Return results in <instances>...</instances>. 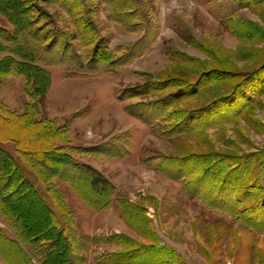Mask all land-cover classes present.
<instances>
[{
	"label": "rangeland",
	"instance_id": "374dc122",
	"mask_svg": "<svg viewBox=\"0 0 264 264\" xmlns=\"http://www.w3.org/2000/svg\"><path fill=\"white\" fill-rule=\"evenodd\" d=\"M74 1L26 0L35 17L30 27L39 31L40 26L41 36L57 19L72 31L74 18L64 2ZM140 1L148 22L135 30L129 27L139 19L121 24L115 19L114 3L84 1L87 19L115 57L135 46V57L128 63L112 72L103 67L84 75H69L65 66L44 65L51 83L36 101L38 117L56 118L68 128L67 152L78 163L61 170L76 182L56 180L74 221L77 249L71 264H172L177 254V264L179 258L181 264H264V227L253 228L231 212V207L251 209L263 192H254L240 206L235 200L245 188L229 193V186H221L222 177L239 162L237 157L264 150V1ZM70 42L82 52L92 47L84 48L80 40ZM24 44L41 48L45 42L25 39L0 8V48L25 52ZM9 50L0 51V100L20 113L31 100L25 93V76L11 73L18 56ZM171 80L176 83L173 88L129 96L136 85L151 83V88L157 81ZM198 82L196 96L178 103L172 97L175 104L151 107L166 93L182 85L190 91L191 83ZM216 99L215 105L204 108ZM127 105L153 115L150 123L132 115ZM194 108L199 109L193 117L200 124L214 117L218 123L180 131L194 122L185 119ZM228 114L234 115L219 122ZM8 126L25 150L44 147L50 137L25 121ZM4 146L14 154L13 143ZM213 152L225 158L208 168ZM192 153L196 156L172 160ZM81 163L97 168L109 185L93 186L77 169ZM260 180L264 185V176ZM19 210L30 223H40L34 207ZM259 211L245 215L262 223L264 212ZM0 229L12 233L1 216ZM149 246L163 247L164 252ZM3 252L10 264H23L15 246H3ZM5 262L0 253V264Z\"/></svg>",
	"mask_w": 264,
	"mask_h": 264
},
{
	"label": "trees",
	"instance_id": "16d2710c",
	"mask_svg": "<svg viewBox=\"0 0 264 264\" xmlns=\"http://www.w3.org/2000/svg\"><path fill=\"white\" fill-rule=\"evenodd\" d=\"M84 1L76 0L71 4L64 2L66 5L64 9L71 18H74L72 22L74 29L72 31L68 27H65L62 20L53 19L51 22L52 26L50 25L51 29L47 30L46 34L42 33L40 36L37 34L40 30H43L40 26L39 28L36 27L39 31L30 27L35 24V17L31 16L30 12L32 8L29 6L30 3H27L26 0H0L1 10L13 21L17 29L23 32L25 39H29V42L38 41L39 39L45 42L44 45H40L41 48H38L36 45L29 44L31 45L30 47L24 44L23 46L26 47L25 52L0 48V51L9 50L18 56V59L13 60V63H11V73L16 72L25 76V93L31 100L26 102L25 111L20 113L12 110L5 102L0 100V216L12 230V233H8L6 230L0 229V253L6 261L5 264H10L7 254L3 252V246L7 247V245L17 248L23 264H31V260H35L39 264H71L75 255L74 250L77 249L73 233V217L64 202L62 189L56 184L57 179L67 181H74L76 179H72L67 173L62 172L71 165L75 166L76 164L78 166V163L73 162L67 152L68 128L65 125L57 124L56 118L38 117L36 109V101L47 93L51 83L49 72L45 66H65L69 69V75H75L74 73L84 75L87 73L93 74L96 71L99 72L98 70L103 69V67L108 70L107 72H112L135 57V46L127 50L122 56L120 55V57L114 56L107 44L106 38L99 35L93 23L87 19L86 16L88 14L85 9L88 7L84 6ZM104 1L109 2V4L114 3L113 6L117 11V18L115 19L121 24L126 25L129 22L128 20L139 19L138 23H134V26L129 27L130 30H135V26L148 22L144 15V6L142 5L143 9H140L142 7L139 6L140 0ZM262 1L264 0H253L252 2ZM2 5L5 7H2ZM138 8L140 10L139 13H137ZM69 32L72 35H69ZM70 40H80L84 48L89 45H92V47L82 52L78 48L75 49ZM41 52L46 53V55L41 54ZM0 74L2 75V72ZM153 81L150 80V82ZM157 82L156 86H152L151 88H147V84L151 83L131 87L129 89V96H139L176 86L174 80ZM200 85L201 82H198V84L191 83V86L188 85L191 87L190 91L188 87L184 89L185 87L182 85L181 89H175L166 93L158 101H153L150 105L154 107V104L157 105L158 103L166 102L169 104L170 102L175 104V102L178 103L186 100L197 95L196 93ZM172 97L176 98L174 99L175 102L170 100ZM217 101L218 99L212 101L204 108L215 105ZM130 106L127 105L126 109L132 115L150 123L153 115H146L145 111L142 110L136 112ZM166 108L167 106L160 110L165 111ZM194 109H191L185 115L186 120L193 118L194 122L188 126L181 127L182 130L180 131H192L195 128L201 127V125L207 124L209 126L218 123L216 120L218 117H214L209 119V121L206 120V123L200 124L193 117V113L198 112L199 109ZM233 115H222V120L219 122L228 120ZM20 121H25L31 127L34 126L48 131L50 137L47 140V144L35 150H25L22 145V139L13 134L8 126ZM6 143H13L14 154L4 146ZM41 151L44 152L42 157H39ZM209 154H212L211 156H213L214 161L207 166L208 168L217 166L219 164L217 160L225 158L217 152ZM190 156H196V153H192L186 157H175L172 160L182 161ZM229 158L235 157L231 156ZM237 158H239V162L229 169L226 175L220 174V177L224 175L221 186H229V193H234L238 186L239 188H245L235 200L237 204H241L240 206H242L244 201L247 202L251 199L254 192L261 191L263 194L261 193L262 198L260 201L251 205V209L238 206L236 208L231 207L232 211L231 208L230 211L238 219L249 221V224L253 228H257L258 226L264 227V219L261 220L262 223H258L253 221L252 217H248L247 214L245 215L246 211H250L251 214H257V210H262V213L264 212V185L260 180V177L264 176V150L252 152ZM80 166L81 168L77 167V169H79V172L84 177L89 179V182L93 186L104 188L109 185L108 179L91 164L81 163ZM207 170L205 169L204 173H208ZM26 207L35 208L40 218L38 225L30 223L25 218L24 213L20 212L19 209ZM124 214H127V211ZM152 246H149V250L153 249L155 251L160 250L162 253L164 252L163 247L154 248ZM25 249L30 253V256ZM169 252L171 251L169 250ZM171 256L169 257L171 258ZM177 256L179 255L177 254L174 257L171 262L172 264H177ZM179 260L180 263L178 264H181L182 261L180 258ZM165 264H168V262Z\"/></svg>",
	"mask_w": 264,
	"mask_h": 264
}]
</instances>
